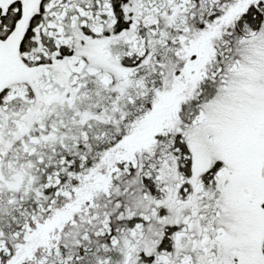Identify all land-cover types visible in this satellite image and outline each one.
Listing matches in <instances>:
<instances>
[{
	"label": "snow or ice",
	"instance_id": "1",
	"mask_svg": "<svg viewBox=\"0 0 264 264\" xmlns=\"http://www.w3.org/2000/svg\"><path fill=\"white\" fill-rule=\"evenodd\" d=\"M0 264H264V0H0Z\"/></svg>",
	"mask_w": 264,
	"mask_h": 264
}]
</instances>
